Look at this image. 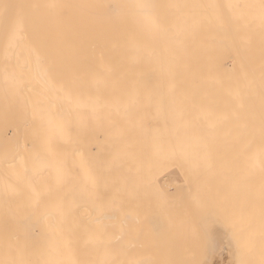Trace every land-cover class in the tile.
Segmentation results:
<instances>
[{
    "label": "bare ground",
    "instance_id": "obj_1",
    "mask_svg": "<svg viewBox=\"0 0 264 264\" xmlns=\"http://www.w3.org/2000/svg\"><path fill=\"white\" fill-rule=\"evenodd\" d=\"M8 3L22 25L0 19V264L193 262L175 253L185 233L164 241L149 214L170 166L207 200L189 214L213 263L264 264V0Z\"/></svg>",
    "mask_w": 264,
    "mask_h": 264
},
{
    "label": "rangeland",
    "instance_id": "obj_2",
    "mask_svg": "<svg viewBox=\"0 0 264 264\" xmlns=\"http://www.w3.org/2000/svg\"><path fill=\"white\" fill-rule=\"evenodd\" d=\"M236 167H237V166H236ZM236 167H235V168H236ZM233 170H234V169H233ZM171 172L175 173V175H176L175 177H176V180H177V181L173 182V181H170V180L168 179V175L171 174ZM226 172H227V171H226ZM235 172L238 173V171H236V170H235ZM224 173H225V171H224ZM232 173H233V171H231V175H232ZM237 173H235V174H237ZM227 174H228V173H227ZM229 174H230V173H229ZM233 174H234V173H233ZM235 174H234L235 177H236L237 175H238V177H239V174H237V175H235ZM225 175H226V174H225ZM225 175H224V176L222 175V179H223V182L226 183V184H223V186H225L224 188L227 187V188H226L227 190L224 189V190H226V192H227V191H228V192L231 191L230 189L228 190V188H229L230 186H232V188H233V187H234V188L238 187V189H241V190L243 191L244 185L242 184L241 179H239V178H242V180H243V176L241 177L242 174L240 175L239 178H238V177H236V178H237V182H239V180H240V182H241V184H242L243 186L240 184V182H239L238 185H237L236 182H235L236 184H235L234 182H232V181H231V182H232V183H231V182H230V179H231L232 176H231V175H229V177L226 176V178L228 177V178H230V179H228V178L225 179ZM217 176H218V175H217ZM230 176H231V177H230ZM163 178H165V179H163ZM213 179H214V178H212L211 180H213ZM238 179H239V180H238ZM211 180H209V181H210V183L212 184L213 181H211ZM214 180H215V179H214ZM218 180H219V179L216 178V181H218ZM226 180H229V181H226ZM232 180H233V178H232ZM216 181H214L213 183L216 184V183H217ZM219 181H221V179H220ZM225 181H226V182H225ZM234 181H236L235 178H234ZM171 182H172V184L170 185ZM221 182H222V181H221ZM223 182H222V183H223ZM227 182L231 183V185L229 184V185H230L229 187L226 186V185L228 184ZM162 183H169V184H168L169 186H168L167 184H165V186H167L168 188H166V187L164 186V184H163V186H162V185H161ZM180 183H181V184H180ZM183 183L185 184V186H183V185H184ZM189 183H192V182H189ZM189 183H188V182H185V180L182 178V176H180V174H179V172H177V168H176L175 166H170L168 169L162 171V172L158 175V185L160 186V189H161V190H158L156 193H154L155 190H157V189H156V185H154V186L151 188L152 191H151V189H150V190H149V193H148L149 196H154L153 198L150 197V198H152V200L150 199V200H151L150 203H153L154 205L152 206V204H151V206L153 207V209H151V210L149 211V214H151V211H153L154 208L156 207L155 209L158 210L157 212L159 213V215L162 216V217L165 219L166 222L163 221L164 219L161 218V220H160V217H159V218L157 217V218L160 220V222L163 223V227L166 226V230H167L168 232H169V231L171 232V233L169 232V234H167L168 232H166V230H165L166 233L164 234V235H165L164 241H165V239H166V241H169L167 238H169V237L172 236V235H175L176 233H180V234L185 233L184 235L187 237V238L184 240L185 242H187L188 240H189V242H190V239H188V238H189V237H192V242H190V243L187 242V243L189 244V246H190V248H188V250H187V245L184 246L185 242H183V241H182V242H179L180 244L183 243V247L180 249V246H181V245H180L179 248H177V251H178L179 249H180V252H181V250H182V252H184V251L187 250L188 253L186 252V253H187V254H186V253L184 252L185 254H183V253L179 254L180 252H175V253H178V254H179V255L177 254L176 256H179V258L181 257V259H182V257H183V258L186 259V260H187V258H185V257L189 256L190 259H191L192 261H193V257H194L195 260H194L193 262H191V263H194V262H195V264H197L196 260H197V261L199 260L198 264H201V263H202V264H214V263H213V262H214V258L212 259V257H210L209 252L207 253V251H206V245H205V244H206V242H207V240H206L207 238L202 239L203 235L206 236V234H203V233L200 234L201 229L204 230V228L198 229L197 226H199V225L193 223V221H194L193 218H194V219H195V222L199 221L198 224H200L201 217L203 218L202 215H204V213H202L201 210H202V211L205 210L204 206H205V204H206V203L203 204V202H204V201L207 202V200H203L204 198H202V200H200L201 198H200L199 196H198V198H197V196H195V197H194V196H191L190 193H189L188 185H189V187H190L192 184L190 185ZM222 183L218 182V184H221V187H223V186H222ZM233 183H234L235 186L233 185ZM174 184H175V185L178 184V185H180V186L182 187V190L180 189V190L182 191V193H180V191H178L179 193H178V192H175V195H174V192H172V191H174V190H173V187H174V186H172V185H174ZM182 184H183V185H182ZM211 184H210L209 186H210L212 189H211L209 186H206V187H208V188L211 189V190L209 189L208 191H212V190L215 189V188L219 189L218 187H219L220 185L216 184V185H218V187H217V186L214 185V184H212L213 186H211ZM239 185H240V187H241V186H242V187L239 188ZM170 186H171V187H170ZM180 186H179V187H180ZM163 187L166 188L167 190H170V193H172V195H170L169 192H168V194H166L165 192H161L162 190H164ZM183 187H184V188H183ZM213 187H215V188H213ZM230 188H231V187H230ZM147 189H148V188H147ZM220 189H221V188H220ZM238 189H234V190H236V192L238 191V193H239V190H238ZM221 190H223V189H221ZM232 190H233V189H232ZM234 190H233V192H232V191H231V192L234 193V192H235ZM186 191H187L188 193H187ZM206 191H207V189H206ZM206 191H205V192H206ZM213 191H214V190H213ZM217 191H218V190H216L215 193H214L213 195H216V194H217V193H216ZM242 191L240 192V194L242 193ZM205 192H202V196H204ZM224 192H225V191H224ZM186 193H187V194H186ZM210 193H211V192H210ZM210 193L208 194V193L206 192L205 198H207V195H208V199H209L210 197H213V198L215 197V196H210ZM221 193H222V191H221ZM243 193H244V192H243ZM176 194H177L178 196H177ZM181 194H182V196H181ZM200 194H201V193H200ZM200 194H199V195H200ZM218 194H219V192H218ZM229 194H231V193L229 192L227 195L230 196ZM235 194L238 195L237 193H235ZM235 194H234L233 197L230 196V197L228 198V199H230L231 197L233 198V199L231 198V200H230V201H232L231 204H232L233 206H234L233 203H235L234 201L237 199V196H235ZM186 195H187V196H186ZM197 195H198V194H197ZM220 195L222 196V195H224V194H220ZM220 195H219V196H220ZM232 195H233V194H232ZM176 196H177V197H176ZM184 196H186L187 198L184 197ZM209 196H210V197H209ZM168 197H169V198H168ZM180 197L182 198V201H181V199H179ZM240 197H242L241 199L243 200V196L241 195ZM240 197H239V198H240ZM157 198H158V199H157ZM170 198H171V199H170ZM184 198H185V200H184ZM188 198H189V199H188ZM199 198H200V199H199ZM213 198H210L209 200L213 201V200H214ZM216 198L219 199L218 197H215V199H216ZM220 198H223V200H224V196H222V197H220ZM234 198H236V199L234 200ZM239 198H238V199H239ZM147 199H149V198L147 197ZM155 199L157 200V202H155V201H156ZM187 199H188V200H187ZM228 199H227V196H226V200H228ZM238 199H237V201H239ZM241 199H240V201H239L240 203H242ZM190 200H191V201H190ZM192 200H193L194 202H192ZM219 200H222V199H219ZM223 200H222V201H223ZM152 201H154V202H152ZM169 201H170V202H169ZM180 201H181V202H180ZM214 201H215V200H214ZM214 201H213V202H214ZM222 201H219V202H221V203L218 202L219 204H224L222 207H224V208L227 207V208H228V207L230 206V205H229V200H228V206H225V202H226V201H225L224 203H223ZM188 202H189V205H188V206L191 205V206H190V211H189V207L187 206ZM209 202H210V201H209ZM209 202H208L207 205H206L207 208H208L210 205H213L212 203H210V205H209ZM184 203H185V204H184ZM192 203H193V204H192ZM214 203H215V202H214ZM216 203H217V202H216ZM218 203H217V207H218ZM226 203H227V202H226ZM174 204H175V205H174ZM200 204H201L202 206H200ZM155 205H156V206H155ZM208 205H209V206H208ZM232 205H231V206H232ZM236 205H237V206H236V208H237L238 205H239L238 202H237ZM240 205L243 206L242 204H240ZM163 206H164V207H163ZM196 206H197V207H196ZM219 206H220V205H219ZM233 206L230 207V210L228 209L229 212H230L231 210H234L233 213H235V214H238V213H239V216H241V219H243L245 216L243 217L242 214L240 215V213L242 212V210H241L240 208H238V209L241 210V212L236 213L237 211H240V210H237V209L235 208V206H234V208H233ZM199 207H200V208H199ZM202 207H203V208H202ZM214 207H216V206L214 205ZM170 208L172 209L173 212H175L174 215H173V212L170 210ZM175 208H176V209H175ZM187 208H188V209H187ZM196 208H197V209H196ZM207 208H206V209H207ZM211 208H213V206H212ZM220 208H221V207H220ZM231 208H233V209H231ZM241 208H243V207H241ZM159 209H160V210H159ZM167 209H168L169 211H168ZM192 209H193V210L196 209V210H197L196 212H197V213H200V212H201L202 215L199 214V215H197L198 217H195L196 214H194V217H193V213H192L191 215L189 214L190 212H194V211H195V210L192 211ZM200 209H201V210H200ZM209 209H210V208H209ZM235 209H236V212H235ZM156 210L153 211V212H152L153 214H151V215H154V213L156 212ZM165 210H167V211H165ZM199 210H200V211H199ZM211 210H213V209H211ZM211 210H209V211H211ZM214 210H215V209H214ZM217 210H218V209H217ZM220 210H221V212H223L224 209H220ZM220 210H219V211H220ZM225 210H226V209H225ZM225 210H224V211H225ZM198 211H199V212H198ZM209 211H208V212H209ZM215 211H216V210H215ZM219 211H218V213H219ZM226 211H227V210H226ZM196 212H194V213H196ZM208 212H206V213H208ZM229 212H226V214H227L228 216H229V214H228ZM158 213H156V216L158 215ZM210 213H211V212H210ZM230 213H231V212H230ZM243 213H244V211H243ZM213 214L216 215L215 212H214ZM224 214H225V213H224ZM226 214H225V215H226ZM235 214H233V215L230 214V216H232V218H234V217H235V216H234ZM151 215H149V217H150ZM179 215H182V216H179ZM200 215H201V217H199ZM205 215H206V214H205ZM211 215H212V214H211ZM244 215H245V214H244ZM164 216H165V217H164ZM187 216H188V217H187ZM191 216H192L193 218H192ZM213 216H214V215H213ZM219 216H220V213H219ZM221 216H223V215H221ZM221 216H220V217H221ZM228 216H226V218H227V221H228V223H229V220H231L232 218H229ZM236 216H238V215H236ZM239 216H238V217H239ZM204 217H205V216H204ZM214 217H215V216H214ZM214 217H212V219H214ZM220 217H219V218H220ZM223 217H225V216H223ZM238 217H236V218H238ZM242 217H243V218H242ZM215 218L217 219V217H215ZM226 218H225V219H226ZM239 218H240V217H239ZM186 219H187V220H186ZM199 219H200V220H199ZM221 219H222V218H221ZM221 219H220V220H221ZM225 219H224V221H225ZM241 219H240V220H241ZM191 220H192V221H191ZM196 220H197V221H196ZM218 220H219V219H218ZM220 220H219V221H220ZM222 220H223V219H222ZM235 220H237V219H235ZM162 221H163V222H162ZM183 221H185V222H183ZM224 221H223V222H224ZM231 221H232V220H231ZM231 221H230V223H232ZM237 221H238V220H237ZM138 222H139V221H138ZM138 222H137L136 224H138ZM182 222H183V224H182ZM164 223H166V225H165ZM180 224H181V225H180ZM222 224H224V226L227 225V224H226V221H225L224 223H222ZM234 224H235V222H234ZM237 224H238V223L236 222V225H237ZM143 225H144V224H143ZM143 225H141V223L138 224L139 227H140V226L142 227ZM145 225H147L146 227H148V224H145ZM136 226H137V225H136ZM178 226H179V227H178ZM184 226H185V228H184ZM201 226L204 227L202 224H200V227H201ZM228 226H230V225H228ZM139 227H136V228H137V234L135 233V234H136V235H135V238H136V236L138 235ZM141 227H140V228H141ZM144 227H145V226H144ZM144 227H142V229H141L142 231L140 230L142 234H140V233H139V234L142 235V236H144V237L146 236V234L148 235V233H149V235H151V232H150L149 227H148V228L145 227L146 230H145ZM159 227H160V226H159ZM163 227H162V228H163ZM188 227H189V231L187 230ZM200 227H199V228H200ZM242 227H243V225H242ZM143 228H144V229H143ZM162 228H161V229H162ZM183 228H184V229H183ZM230 228H231V227H230ZM232 228H233V227H232ZM232 228L230 229V231L232 230ZM236 228H237V227H235V229H236ZM238 228H239V227H238ZM164 229H165V228H164ZM164 229H162V230H164ZM177 229H178V231H177ZM179 229H180V230H179ZM151 230H154V229H151ZM155 230H156V229H155ZM155 230H154V231H155ZM157 230H158V232L156 231V233L159 234V229L157 228ZM162 230L160 231V236L164 233V232L162 233ZM174 230L177 231V232L175 233ZM184 230H185V231H184ZM203 230H202V231H203ZM237 230H238V229H237ZM237 230H235V231L232 230V231L230 232V234H231L233 231H234L233 233L237 232ZM240 230H241V228L238 230V232H239ZM145 231H148V232H146V234H145V233H144ZM183 231H184V232H183ZM199 231H200V232H199ZM135 232H136V231H135ZM203 232H205V231H203ZM154 233H155V232H154ZM154 233L152 234V236H153V235H156V237H157L158 235H157V234H154ZM172 233H173V234H172ZM239 233H240V232H239ZM242 233H243V232H242ZM187 234H188V235H187ZM202 234H203V235H202ZM149 235H148V236H149ZM164 235H163V236H164ZM199 235H200V236H199ZM201 235H202V236H201ZM231 235H232V234H231ZM239 235H240V234H239ZM243 235H244V233H243ZM166 236H168V237L166 238ZM232 236H235V235H232ZM237 236H238V233H237ZM244 236H245V235H244ZM137 237H138V238H136V239L139 240V241H137V242L140 244L141 241H140V239H139V236H137ZM144 237H142V238L145 239ZM150 237H151V236H150ZM156 237H153V238L151 237V239H153L152 242H154L155 240H157V239H154V238H156ZM206 237H207V236H206ZM235 237H236V236H235ZM140 238H141V236H140ZM142 238H141V239H142ZM157 238H158V237H157ZM160 238L163 240L162 236H161ZM242 238H243V236H242ZM151 239H150L149 237H148V239H147V236H146V239H145L146 241L143 240V242H145V243L143 244V242H141L144 246H146V242L148 243V241H149V243H151V244H150V245L147 244V247L149 246L148 248H146V247L143 248L144 246H143L142 244H140V245L143 246V247L140 246V247L143 249V251H144V249H145V251H144L145 253L141 250L144 254H146V252H147L146 249L148 250L149 248H152L153 246H155V245H153V244H157L156 242L152 243V242H151ZM193 239H194V241H193ZM201 239H202V240H201ZM158 240H159V242H160V239H158ZM239 240H241V238H240ZM243 240H244V238L242 239V241H240V242H241L240 245H241L242 242H243V245H242V246H244V248H245V245H244V241H243ZM198 241H199V242H198ZM202 241H203L204 243H201ZM237 241H238V240H237ZM137 242H135L136 245L138 244ZM157 242H158V241H157ZM160 243H161V242H160ZM179 243H177V244H179ZM192 243L196 245L195 248H194V245H193ZM168 244H169V242H167V245H168ZM177 244H176V245H177ZM201 244L205 245V248H204ZM237 244H238V242H237ZM152 245H153V246H152ZM158 245H159V243L157 244V246H158ZM169 245H170V244H169ZM176 245H175V246L171 245V247L173 246L172 249H175L174 247H178V246H176ZM157 246H156V248H155V247H154V248L157 249ZM189 246H188V247H189ZM191 246H193L192 249H191ZM197 246H199L200 248L203 247L202 249H203V250L205 249V250H204V251H203L202 249L200 250V248H199V247L197 248ZM158 247H159V246H158ZM171 247H169V248H171ZM154 248H153V249H154ZM183 248L186 249V250H184ZM242 248H243V247H242ZM244 248H243V249H244ZM153 249H152V251H153ZM194 249H195V252L193 251ZM239 249H241V248H239ZM243 249H242V250H243ZM150 250H151V249L148 250V251H149L148 254H150V253H153V254L157 253V252H156L157 250L154 251V252H150ZM169 250L171 251V249H167V251H169ZM183 250H184V251H183ZM189 250H190V251H189ZM191 250H192L193 252H192ZM170 251L167 252V253H169L168 255H170V254L172 253L170 256H173V255L175 254L174 251H173V250H172V252H170ZM175 251H176V250H175ZM202 251L204 252V254L201 253ZM239 251H240V250H239ZM158 252H159V250H158ZM240 252H241V251H240ZM193 253H194V254L197 253V255L194 256ZM200 253H201V254H200ZM199 254L203 257V258H200V259H202L203 261H202V260L200 261V259H197V256H198V258H199ZM202 254H203V255H202ZM180 255H181V256H180ZM183 255H184V256H183ZM186 255H187V256H186ZM190 255H191V256H190ZM176 256H174V257H176ZM212 256H213V255H212ZM245 256H246V255H245ZM245 256H244V257H245ZM150 257L153 258V257H155V256H154V255H153V256L150 255ZM159 257H161V256H158V258H159ZM164 257H165V258H166V257L168 258L167 255L163 256V258H164ZM191 257H192V258H191ZM155 258H156V257H155ZM155 258H154V259H155ZM161 258H162V257H161ZM163 258H162V259H163ZM167 258H166V259H167ZM177 258H178V257H177ZM179 258H178V259H179ZM162 259H161V260H162ZM166 259H165V260H166ZM170 259H171V258H170ZM188 259H189V258H188ZM245 259H246V258H245ZM163 260H164V259H163ZM176 260H177V259H176ZM241 260H242V257H241ZM168 261L171 262L172 259H171V261H170L169 258H168V259L166 260V262H168ZM181 261H182V260H181ZM181 261H180V262H181ZM188 261H189V262H188ZM243 261H244V260H243ZM164 262H165V261H164ZM166 262H165V264H167ZM174 262H175V261H174ZM174 262H173V263H174ZM177 262H179V260H177ZM183 262H184V261H183ZM186 262H188L187 264H191V263H190V260H187ZM200 262H201V263H200ZM228 262H229V261H228ZM228 262H227L226 264H229ZM245 262H246V260H245ZM173 263H170V264H173ZM180 264H183V263H180ZM224 264H225V262H224Z\"/></svg>",
    "mask_w": 264,
    "mask_h": 264
},
{
    "label": "snow or ice",
    "instance_id": "obj_3",
    "mask_svg": "<svg viewBox=\"0 0 264 264\" xmlns=\"http://www.w3.org/2000/svg\"><path fill=\"white\" fill-rule=\"evenodd\" d=\"M14 6L8 3V0H0V19L4 20L6 26L10 27L13 32L22 25V19L16 15H10V9Z\"/></svg>",
    "mask_w": 264,
    "mask_h": 264
}]
</instances>
